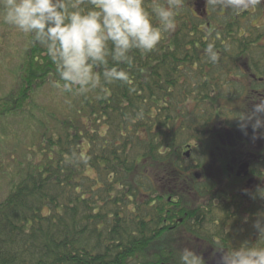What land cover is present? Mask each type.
<instances>
[{
    "label": "trees",
    "instance_id": "obj_1",
    "mask_svg": "<svg viewBox=\"0 0 264 264\" xmlns=\"http://www.w3.org/2000/svg\"><path fill=\"white\" fill-rule=\"evenodd\" d=\"M179 2L175 31L121 65L126 82L86 94L55 86V65L31 37L16 92L0 101V119L27 113L38 127L0 202V264H179V244L165 239L177 236L198 202L192 172L211 145L200 133L225 100L234 102L219 78L242 69L226 45L247 41L236 31L240 21L228 25L232 35L209 36ZM145 5L151 11L153 0ZM210 42L216 63L204 55ZM48 85L69 103L38 119L28 107Z\"/></svg>",
    "mask_w": 264,
    "mask_h": 264
},
{
    "label": "clouds",
    "instance_id": "obj_2",
    "mask_svg": "<svg viewBox=\"0 0 264 264\" xmlns=\"http://www.w3.org/2000/svg\"><path fill=\"white\" fill-rule=\"evenodd\" d=\"M259 0H206L207 7L227 9L240 15ZM179 0L161 4L153 0L151 11L145 0H0V19L28 34L47 52L56 68L62 91L86 94L104 85L126 82L129 74L121 65H131L133 50H155L166 33L177 27ZM153 17L156 23L153 22ZM212 35L211 29L207 30ZM204 55L216 63L220 53L208 43ZM239 129L253 140L264 138V96L251 104L240 118ZM264 188L257 196L264 199ZM253 228L258 242H243L231 250L221 249L217 264H264V213L258 214ZM179 264H207L203 253L184 247Z\"/></svg>",
    "mask_w": 264,
    "mask_h": 264
},
{
    "label": "flooded vegetation",
    "instance_id": "obj_3",
    "mask_svg": "<svg viewBox=\"0 0 264 264\" xmlns=\"http://www.w3.org/2000/svg\"><path fill=\"white\" fill-rule=\"evenodd\" d=\"M184 1L189 12L205 23L206 27H202L205 32L211 29L212 34L232 35L228 25L238 21L242 24L239 30L236 29L247 40L243 46L239 45L241 52L234 50L239 48L238 45H226L231 56L239 57L236 64L242 69V75L224 76L219 80L227 85L223 94L226 99H245L246 112L253 102L264 96V0H259L254 8L240 15L227 9L207 7L206 0ZM255 21H262V26L255 25ZM254 33L258 43L251 44L250 37ZM230 66L234 67L233 64ZM218 94L221 93L214 91V95ZM229 106L225 103L221 109L215 110L213 120L218 121L217 129L207 130L209 135L207 131L200 133L201 139H211L208 152L210 167L201 166V162L208 158L197 150L198 166L196 163L197 169L192 173L198 189V202L193 206V214L186 215L179 222L182 227L177 230V236L165 239L168 247L177 245L171 243L174 239L179 244L180 250L173 254L175 258H179L184 247H191L203 253L207 264H217L221 249L231 250L243 242H258V234L252 225L257 215L264 213V199L257 196V189L264 188V138L252 143V129L249 127L248 135H244L236 120L241 117L240 110L231 108L235 114L229 113ZM220 111L224 114L217 115ZM230 114L235 117L234 122L219 124L222 116ZM260 246H264V241L260 242Z\"/></svg>",
    "mask_w": 264,
    "mask_h": 264
},
{
    "label": "rangeland",
    "instance_id": "obj_4",
    "mask_svg": "<svg viewBox=\"0 0 264 264\" xmlns=\"http://www.w3.org/2000/svg\"><path fill=\"white\" fill-rule=\"evenodd\" d=\"M255 22V25L262 26V21ZM30 39L31 36L3 23L2 19H0V101L6 100L8 95L16 92L20 67L24 62L27 50L30 48ZM233 100L234 102H224L230 105L228 112L230 111L229 113L235 114V112L231 111V108H236L240 110L242 115L245 112V99ZM68 103L69 100L60 90L52 85H48L38 91L34 98V105L28 107V109L38 119H44L48 114L59 111L61 108L64 109ZM219 114L224 113L220 111L217 115ZM27 115L29 114L21 112V114L18 113L7 120L6 118L0 119V202L4 200L8 193L9 181L16 176V162L25 161L26 146L33 140L38 139V127L32 120H29ZM220 120L219 124L224 121L227 124H231L234 122L235 117L230 114V116H222ZM217 126L218 121L216 119L211 120L206 125V130L213 129L212 131H214L217 129ZM207 135H209L208 131ZM257 140L259 139H251L250 141L256 143L255 141ZM209 157L208 153L207 163L204 165L208 168L210 167Z\"/></svg>",
    "mask_w": 264,
    "mask_h": 264
}]
</instances>
